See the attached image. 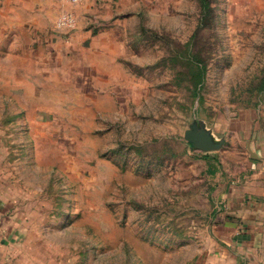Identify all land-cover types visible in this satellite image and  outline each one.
I'll use <instances>...</instances> for the list:
<instances>
[{
  "label": "rangeland",
  "instance_id": "374dc122",
  "mask_svg": "<svg viewBox=\"0 0 264 264\" xmlns=\"http://www.w3.org/2000/svg\"><path fill=\"white\" fill-rule=\"evenodd\" d=\"M242 183L264 192V0H0L19 264H199Z\"/></svg>",
  "mask_w": 264,
  "mask_h": 264
},
{
  "label": "crops",
  "instance_id": "0c3cea01",
  "mask_svg": "<svg viewBox=\"0 0 264 264\" xmlns=\"http://www.w3.org/2000/svg\"><path fill=\"white\" fill-rule=\"evenodd\" d=\"M48 1L41 0V7ZM229 186L225 198L230 210L215 212L199 264H264V192L252 195V188L242 183L237 187L243 190L236 193ZM13 213L0 196V264H19L13 250L21 244L22 231Z\"/></svg>",
  "mask_w": 264,
  "mask_h": 264
},
{
  "label": "water",
  "instance_id": "95a60500",
  "mask_svg": "<svg viewBox=\"0 0 264 264\" xmlns=\"http://www.w3.org/2000/svg\"><path fill=\"white\" fill-rule=\"evenodd\" d=\"M185 135L193 147L204 152L217 150L224 142V140L217 141L213 133L206 128H190L186 130Z\"/></svg>",
  "mask_w": 264,
  "mask_h": 264
},
{
  "label": "built area",
  "instance_id": "2783aa9c",
  "mask_svg": "<svg viewBox=\"0 0 264 264\" xmlns=\"http://www.w3.org/2000/svg\"><path fill=\"white\" fill-rule=\"evenodd\" d=\"M62 18H60L58 25L60 26H72L74 23V18L72 17V15L70 14H65L63 16H61Z\"/></svg>",
  "mask_w": 264,
  "mask_h": 264
},
{
  "label": "trees",
  "instance_id": "16d2710c",
  "mask_svg": "<svg viewBox=\"0 0 264 264\" xmlns=\"http://www.w3.org/2000/svg\"><path fill=\"white\" fill-rule=\"evenodd\" d=\"M199 68H202V67H199ZM205 155H206V156H208V155L210 156V154H208V153H206Z\"/></svg>",
  "mask_w": 264,
  "mask_h": 264
}]
</instances>
